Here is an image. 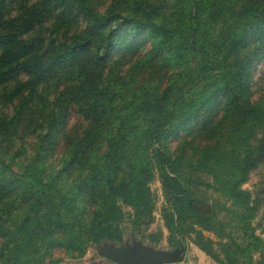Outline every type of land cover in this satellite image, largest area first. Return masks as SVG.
<instances>
[{"label":"trees","instance_id":"16d2710c","mask_svg":"<svg viewBox=\"0 0 264 264\" xmlns=\"http://www.w3.org/2000/svg\"><path fill=\"white\" fill-rule=\"evenodd\" d=\"M261 60L264 0H0V264L81 257L155 177L174 246L264 264Z\"/></svg>","mask_w":264,"mask_h":264},{"label":"crops","instance_id":"0c3cea01","mask_svg":"<svg viewBox=\"0 0 264 264\" xmlns=\"http://www.w3.org/2000/svg\"><path fill=\"white\" fill-rule=\"evenodd\" d=\"M127 247L135 250L144 247L153 252L158 262L154 264H215L201 250L192 244L185 245L180 259H174L173 236L155 210L140 208L126 210L124 218L113 228L103 247ZM102 245L89 246L78 258H63L50 264H139L126 257H108L101 253Z\"/></svg>","mask_w":264,"mask_h":264},{"label":"rangeland","instance_id":"374dc122","mask_svg":"<svg viewBox=\"0 0 264 264\" xmlns=\"http://www.w3.org/2000/svg\"><path fill=\"white\" fill-rule=\"evenodd\" d=\"M263 82H264V60H261L255 67L252 77H251V94L252 95L256 96L258 93L262 92L260 89V86H263L262 84ZM72 121L73 120L71 117L70 123ZM182 133L183 132H181L180 130L178 132V135L182 136ZM260 186H264V164L259 165L256 169L252 170L249 173L247 180L242 184V188H245L251 191L259 188ZM149 187L155 195V208L153 210L159 213L158 209L160 208L162 204V197H161L160 185L156 177L151 180V182L149 183ZM260 196L262 197V201L258 207V210L253 219V222L257 225L256 232L262 238V240H264V195L261 194ZM210 198H212V196H210ZM208 201L210 200L208 199ZM202 233L204 236H209L212 240L215 239V236L211 232L202 231ZM191 236L192 234H190L189 237ZM189 244H192L190 242V238H186V245L188 246Z\"/></svg>","mask_w":264,"mask_h":264},{"label":"water","instance_id":"95a60500","mask_svg":"<svg viewBox=\"0 0 264 264\" xmlns=\"http://www.w3.org/2000/svg\"><path fill=\"white\" fill-rule=\"evenodd\" d=\"M102 245L101 253L108 257H126L132 262H137L139 264H154L158 262V259L156 255L151 252L150 250L144 248V247H138L135 250H128L127 247H108L107 245H104L103 242H100ZM99 244V243H98ZM182 251V247L178 246L175 247L173 250L174 253V259L179 260L180 259V253Z\"/></svg>","mask_w":264,"mask_h":264}]
</instances>
